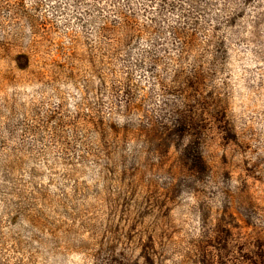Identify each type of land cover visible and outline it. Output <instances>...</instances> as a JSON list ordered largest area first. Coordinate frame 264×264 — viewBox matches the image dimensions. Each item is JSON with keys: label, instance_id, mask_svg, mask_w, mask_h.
<instances>
[{"label": "rangeland", "instance_id": "1", "mask_svg": "<svg viewBox=\"0 0 264 264\" xmlns=\"http://www.w3.org/2000/svg\"><path fill=\"white\" fill-rule=\"evenodd\" d=\"M0 264H264V0H0Z\"/></svg>", "mask_w": 264, "mask_h": 264}]
</instances>
